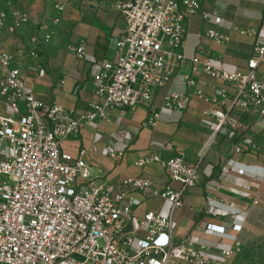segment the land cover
Segmentation results:
<instances>
[{
  "label": "built area",
  "instance_id": "obj_1",
  "mask_svg": "<svg viewBox=\"0 0 264 264\" xmlns=\"http://www.w3.org/2000/svg\"><path fill=\"white\" fill-rule=\"evenodd\" d=\"M125 20L126 30L119 39L114 60L104 63L95 80L100 104H91L83 117L59 105L38 101L20 72L12 66L15 54L0 51V95L7 101L9 116L0 115V264H211L204 248L187 239L175 243L178 228L176 211L184 205V194L199 182L197 167L182 157L163 160L158 154L140 158L136 167L162 165L178 190L159 189L146 178L129 179L119 186L94 179L86 163L85 151L73 158L63 143L76 137L83 123L105 120L111 109L133 110L152 102L156 89L171 80L169 63L183 61L176 50L184 40L186 17L197 14L202 0H111ZM59 12L64 7L57 8ZM17 32L29 24L27 12L0 13V30ZM220 19H216L219 24ZM58 20L54 21L57 25ZM240 35L249 34L239 30ZM208 37L221 44L224 38L210 31ZM51 35L34 45H47ZM71 53L86 57L84 45ZM35 58L36 53L31 52ZM264 60V45L256 44L247 71H226L211 60L193 59V71L209 79L235 87L232 98L226 89H216L212 103L219 109L209 112L215 120L211 136L199 158L211 147L224 128L235 129L230 113L258 116L264 127V80L256 71ZM187 79V86L195 87ZM197 96L204 98L201 91ZM208 99L207 101H209ZM210 102V101H209ZM190 103L186 94L171 91L165 108L183 111ZM224 108L228 109L227 113ZM167 150L170 147L166 148ZM116 157V152L107 149ZM123 151L119 153L121 157ZM238 175H244L243 170ZM160 198L169 203L166 216L147 212L134 215L137 202L129 193ZM241 225L233 231L240 233ZM206 231L224 236V227L208 224ZM237 247L224 251L231 259Z\"/></svg>",
  "mask_w": 264,
  "mask_h": 264
},
{
  "label": "crops",
  "instance_id": "obj_2",
  "mask_svg": "<svg viewBox=\"0 0 264 264\" xmlns=\"http://www.w3.org/2000/svg\"><path fill=\"white\" fill-rule=\"evenodd\" d=\"M64 11L59 12L58 7ZM27 12L29 24L12 33L10 21L0 30V51L15 54L17 69L35 98L45 104L59 105L83 117L91 104H100L95 80L102 65L114 60L119 39L126 30L124 18L111 0H0V13ZM216 19H220L219 24ZM58 20L57 25L54 21ZM185 35L177 55L171 59L170 82L156 89L152 102L133 110L111 109L107 119L83 123L79 134L63 143L73 158L85 151L84 159L94 179L119 186L129 179L146 178L159 189L179 185L160 164L140 169L136 162L158 154L163 160L182 157L197 167L199 182L184 194V205L175 212L178 228L175 243L189 239L204 248L211 264H258L264 256V127L251 113L228 112L237 127L224 128L199 158L211 136L215 120L209 112L219 109L211 101L216 89H226L233 97L235 87L216 82L202 72L193 71V59L211 60L217 68L246 72L256 44L264 45V0H202L200 11L186 17ZM249 34L240 35L238 31ZM213 31L224 38L221 44L208 37ZM51 35L47 45H34ZM84 45L86 57L77 59L70 51ZM31 52L36 57H31ZM264 80V60L256 71ZM195 87L187 86V79ZM175 91L190 98L181 112L165 108L166 96ZM201 91L204 98L197 96ZM210 99L209 101H207ZM10 114L7 101L0 95V115ZM170 147L169 150L166 148ZM116 152V157L107 154ZM123 151L120 157L119 153ZM243 170L244 175H238ZM137 202L136 217L147 212L166 216L170 205L160 198L129 192ZM208 224L224 227V236L206 231ZM241 225L240 233L233 227ZM238 252L231 259L224 251ZM262 259V258H261Z\"/></svg>",
  "mask_w": 264,
  "mask_h": 264
},
{
  "label": "rangeland",
  "instance_id": "obj_3",
  "mask_svg": "<svg viewBox=\"0 0 264 264\" xmlns=\"http://www.w3.org/2000/svg\"><path fill=\"white\" fill-rule=\"evenodd\" d=\"M259 260H261V261H258V264H264V256L263 255L261 257H259Z\"/></svg>",
  "mask_w": 264,
  "mask_h": 264
}]
</instances>
